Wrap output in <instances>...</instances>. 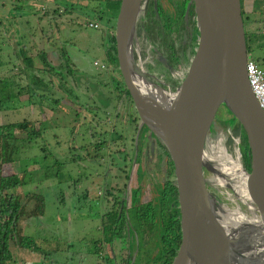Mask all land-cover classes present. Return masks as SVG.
<instances>
[{"label": "rangeland", "instance_id": "obj_1", "mask_svg": "<svg viewBox=\"0 0 264 264\" xmlns=\"http://www.w3.org/2000/svg\"><path fill=\"white\" fill-rule=\"evenodd\" d=\"M98 11L95 0H0V77L9 78L8 93L14 95L17 89L21 90L3 101L0 123L26 118L36 124L42 120L41 136L28 141L17 157L3 163L1 169L19 172L24 164L27 169L35 168L37 163L26 158L41 154V145L64 164L56 177L39 179L41 169H31L25 173V184L10 189L16 200L24 201L26 210L33 204L32 199L23 196L27 191L36 190L43 199L41 214L23 216L15 223L16 233L30 235L40 249L12 245V264H91L93 259L88 253L91 239L102 231L98 207L91 198L95 193L102 194L100 209L104 214L110 204L106 200L110 196L103 195L94 173L105 170L109 175L104 182L107 187L120 184L122 179L117 180L113 175L116 166L131 161L136 139L145 134L144 128L139 130L138 120L132 121L136 114L133 103L125 95L118 96L115 83L119 75L105 57V48L114 31V18L99 20ZM89 20L98 25H87ZM147 22V32H132L133 58L154 82L173 92L178 84L172 87L161 77V71H157L161 66L155 61L152 68L149 61H142L146 54L161 57L167 49L166 41L171 39L163 31V35L157 33V23ZM263 38L258 39V46L251 41L247 56L255 59L264 71ZM172 39L177 43L180 37ZM41 51L45 52L51 70H43L46 66L39 58ZM110 130L121 137H113ZM221 131L229 134L228 129ZM226 138L221 135V144L242 164L240 144L236 152L232 140L228 142ZM101 140L104 143L98 149L100 157L89 158L92 149L87 144L78 147ZM71 145L77 148L69 149ZM123 145L126 158H121L122 153L118 152ZM71 154L74 161L70 160ZM79 156L83 158L78 159ZM52 158L49 155L44 163L50 164ZM55 169L54 164L46 168L50 172ZM211 174L216 173L202 168L203 176ZM207 189L218 202L228 208L237 207L243 216L241 226L250 239L260 232V228H252L245 222L261 218L249 199L241 200L232 188L214 181ZM85 192L87 196L83 195ZM149 195L144 190L142 199Z\"/></svg>", "mask_w": 264, "mask_h": 264}, {"label": "water", "instance_id": "obj_2", "mask_svg": "<svg viewBox=\"0 0 264 264\" xmlns=\"http://www.w3.org/2000/svg\"><path fill=\"white\" fill-rule=\"evenodd\" d=\"M139 2L119 0L114 17L115 55L139 123L161 140L172 161L180 240L171 264H264L263 259L256 262L249 250L264 245L262 232L250 239L241 225L237 227L245 233L246 242L252 243L249 249L234 238V230L222 222L218 210L221 203L207 189L202 175L203 167L216 172L206 158L209 167L202 162V157L206 133L219 112L244 155L242 172L248 199L260 220L264 219V112L245 74L247 51L240 1H187L185 11L191 4L193 12L195 44L185 74L173 91L182 93L175 107L161 115L143 105L137 89L136 75L160 87L132 55L131 37ZM246 224L260 231L264 227V221L259 227Z\"/></svg>", "mask_w": 264, "mask_h": 264}, {"label": "flooded vegetation", "instance_id": "obj_3", "mask_svg": "<svg viewBox=\"0 0 264 264\" xmlns=\"http://www.w3.org/2000/svg\"><path fill=\"white\" fill-rule=\"evenodd\" d=\"M180 3L181 0H140L139 9L134 19L133 33H138L139 30L144 33L147 32L149 28L148 20H151V23L159 25L157 22L159 18L155 12L156 8H160L163 12L172 13ZM190 7L191 4H189L188 8ZM152 8L154 11H152ZM183 21V27L178 30L180 35L178 36L175 33V35H171V37H180L177 43L173 39V48H183L189 40L190 35L192 33L195 35L193 15L184 14ZM160 30V27H158L157 33L163 35L161 33L162 30ZM167 46L166 43V48ZM185 48L187 50L189 46L187 45ZM162 53V58L146 54L142 61H149L152 68L154 67L152 62L156 61L161 66L159 69L157 68V71H161V77L173 87L176 85L179 70L166 65L167 49ZM142 61L140 60V62ZM134 111L136 113L135 108ZM136 115L137 113L132 117V121L138 120V128L139 130L144 128L145 134L140 140L136 139V145L130 156L133 166L130 167L129 163L131 161L125 163V166H116L117 172L113 175L117 180L122 179L121 183L107 187L104 182L106 178H109V175L106 174L105 170L94 173L95 177L99 180V182H96L97 185H100L104 193L103 195L110 196L106 199L110 204L105 209L107 211L104 214V211L100 209L102 194L99 192L95 193L94 198H91L98 207L97 215L98 218L100 217L99 220L102 226V231L99 235L91 239L90 250L88 252L93 259V262L91 260V264H166L164 254L174 251L169 260V264H171L178 247L180 234L178 235L177 242H175L176 235L163 234L160 223L161 215L164 212L175 215L176 210L178 212L177 220L179 223L177 191L176 203L169 190L167 191L168 197L165 199L161 198L162 192L165 193L167 189L166 184H168V181L170 180L175 184L173 165L172 167L170 166L172 161L169 154L165 153L163 149L164 144L161 140L149 131L147 127L145 128L143 123L140 124L139 118H135ZM230 128L223 115L216 112L206 133L205 144L207 146L214 144L212 143L214 142L213 135L218 130H229ZM97 143H100V145H97ZM103 143V140H101L94 142L93 145L94 147L99 146L98 149H100ZM144 146L145 149L143 150ZM94 147L92 154L89 153V158H96L101 155V150H99L100 152L98 149L94 150ZM118 152L122 153L121 158L127 157L124 145L120 147ZM211 176L214 178V174H211L210 177L203 176L206 187H208L209 183H213ZM164 185L165 191L161 190ZM144 190H148L150 195L148 198L142 199ZM83 195L87 196V193L85 192ZM99 209L100 212L98 211ZM141 212H146L147 221L142 222L140 219L138 220Z\"/></svg>", "mask_w": 264, "mask_h": 264}, {"label": "trees", "instance_id": "obj_4", "mask_svg": "<svg viewBox=\"0 0 264 264\" xmlns=\"http://www.w3.org/2000/svg\"><path fill=\"white\" fill-rule=\"evenodd\" d=\"M96 6L100 10L97 12L96 18L99 20L104 19L109 20L110 18H114L115 14L117 12L119 0H95ZM187 0H181V3L176 6V9L174 12H163L160 8H156L155 12L157 17L159 18V27L164 32V35L169 37V35H180V30L183 27V15L187 13V15H193L192 8H188V10L185 11ZM240 1V12L242 17V23L244 28V37H245V44H246V51L248 52V35L245 30V13L242 9V0ZM152 11L153 8H152ZM195 27H194V34H195ZM175 33V34H174ZM110 42L109 45L105 48V57L108 61V63L112 66L114 70L119 75V79L115 83V87L118 90V96L122 94L123 96L131 101V97L126 89V87L123 84V80L121 78V75L119 73L118 67H117V60L115 55V46H114V37L113 33L110 35ZM173 39H169L166 41L167 43V51L168 54L166 65L170 66L173 69L179 70L178 80L176 81V84L179 83V81L183 78L185 71L187 69L191 54L193 52V46L195 44V35L193 33L190 35L189 40L186 42L185 46L183 48H173L172 46ZM189 46V48L186 50V46ZM187 52V53H186ZM39 58L41 60V63L46 66V69L43 70H51L48 61L45 57V52L41 51L39 53ZM187 61V62H186ZM186 62V64H182ZM7 76L5 78L0 77V108L3 106V101L10 96H14L21 93L20 89H17L16 92H14V95L7 92V85L8 80ZM175 83V82H174ZM29 86V85H28ZM10 87V84H9ZM55 100V99H54ZM135 118H138L137 115ZM146 128V126L144 125ZM41 128H42V120H39L36 124H34L31 120H28L26 118H22L20 120H12L7 122L0 123V264H12L14 263V258L12 255V245L17 246L20 248H27L32 250H38L40 249L39 245L36 243V241L28 234L23 233H16L15 227H16V220L21 219L23 216L28 215H39L42 213L43 210V204H42V195L37 192L36 190H29L27 191L23 196L25 198H30L33 200L32 207L28 210L24 208V201L23 200H16L12 193L10 192V189L19 187L23 184H25V173L31 172V169H41L40 173L41 175L38 177L45 178L49 176H57L58 170L64 165L63 162L56 159L54 155H51L49 151L45 149L44 145L40 146V149L42 150L41 154L32 155L26 159H28L31 162L37 163V166L35 168L27 169L26 165L24 164L20 169L19 172L9 171L4 172L2 171L1 167L3 163L11 162L17 157V153L20 151V149L24 148L28 141H30L34 137L41 136ZM229 133L233 134L232 128L229 129ZM110 134L113 137H120V134H117L115 131L110 130ZM230 134H224L222 131H217L213 135V140L217 141L221 138V135H226V140L229 142ZM234 135V134H233ZM229 139V140H228ZM222 140V139H221ZM206 141V139H205ZM88 145L93 150L94 143L88 142L85 144H81L78 147H83L85 145ZM97 145H100V143ZM99 146L94 147V150H97ZM74 145H71L69 149H75ZM163 149L165 153L167 154V149L163 145ZM120 150V149H119ZM205 150H207V145L205 144ZM241 152L242 157V164L244 165V155ZM53 157L52 162L50 164H45L44 160L48 156ZM72 156V154H71ZM70 160L74 161V154L71 157ZM83 158L82 156H79L78 159ZM56 165V169L52 172L49 170H46V168L49 165ZM172 167V164L170 165ZM213 178V176H211ZM74 183V180L72 181ZM71 182V183H72ZM76 182V181H75ZM167 189L165 191V185L161 190L165 191L163 193L161 198L165 199L167 196V191L169 190L173 195V198L175 199L176 203V187L175 184H173L170 180L168 181ZM171 197V196H169ZM145 222L148 220L146 216V212H141L140 216L138 217V220ZM178 212L175 211V215L169 214L164 212L161 215V228L163 234H175L176 239L175 242L178 240V235L180 234L179 231V223H178ZM175 248V246H174ZM173 248V249H174ZM174 251L171 253L164 254L166 264H169V260L172 256Z\"/></svg>", "mask_w": 264, "mask_h": 264}, {"label": "bare ground", "instance_id": "obj_5", "mask_svg": "<svg viewBox=\"0 0 264 264\" xmlns=\"http://www.w3.org/2000/svg\"><path fill=\"white\" fill-rule=\"evenodd\" d=\"M136 82L141 102L148 110L152 111L156 115L168 113L171 109H173L178 101L179 95L182 93V90L176 93L166 91L161 87L151 84L139 75H136ZM220 141L221 138L218 139L214 144L207 146V150L204 152L205 157H202V162L209 167V163L207 162L208 160L211 165H213L210 167L216 171V174H214L213 178V181L216 184L229 186L241 200H248V195L244 186L242 164L238 158H232ZM218 210L221 214L223 224L234 230L233 237L238 238L239 241L241 243L243 242L244 245L249 249L252 243L249 242L251 244L249 245L245 240L247 239V237L244 235L245 233L237 228L243 223L242 213L237 211V207L228 208L224 205V203L220 204V208H218ZM262 221H264V219L260 220L258 218H253L252 220L245 222H250L259 227L263 225H258ZM260 232H262V235L264 236V227ZM263 248L264 245L260 244L255 248L249 249L250 251L252 250L251 252H253L256 262L258 263L262 259L264 260V254L263 256L259 254L264 253Z\"/></svg>", "mask_w": 264, "mask_h": 264}, {"label": "crops", "instance_id": "obj_6", "mask_svg": "<svg viewBox=\"0 0 264 264\" xmlns=\"http://www.w3.org/2000/svg\"><path fill=\"white\" fill-rule=\"evenodd\" d=\"M245 13V30L248 35V49L252 43L260 45L259 38L264 37V0H242ZM257 38V39H256ZM264 44V38L263 43ZM264 60V55L262 56Z\"/></svg>", "mask_w": 264, "mask_h": 264}, {"label": "built area", "instance_id": "obj_7", "mask_svg": "<svg viewBox=\"0 0 264 264\" xmlns=\"http://www.w3.org/2000/svg\"><path fill=\"white\" fill-rule=\"evenodd\" d=\"M89 26H97L98 23L92 20L87 22ZM95 62V61H94ZM245 74L248 84L253 92V95L264 112V71L259 63L247 56L244 64ZM230 140L235 146L236 152L238 150V140L232 134H230ZM230 154V153H229Z\"/></svg>", "mask_w": 264, "mask_h": 264}]
</instances>
